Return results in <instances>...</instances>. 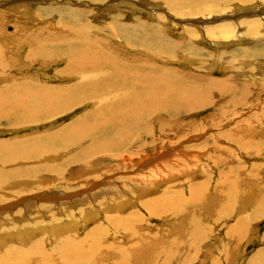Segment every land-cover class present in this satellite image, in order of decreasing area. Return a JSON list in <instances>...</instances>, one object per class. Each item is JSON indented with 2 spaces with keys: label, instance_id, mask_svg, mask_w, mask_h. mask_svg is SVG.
<instances>
[{
  "label": "bare ground",
  "instance_id": "bare-ground-1",
  "mask_svg": "<svg viewBox=\"0 0 264 264\" xmlns=\"http://www.w3.org/2000/svg\"><path fill=\"white\" fill-rule=\"evenodd\" d=\"M225 2L227 4H229V2L235 3L226 6ZM70 3L72 4V2ZM87 3H89V1H87ZM176 4L172 6V8L170 7L172 12H175L176 15H180L181 17L188 16L190 20H192L191 18L194 19L195 17L200 16L199 20L194 21L195 25L184 27V30L189 36V42H192L193 44H195V41L197 40L201 41L204 37L209 40L211 44L224 48H229L231 47L230 45L238 44L236 42L241 41V43H243L244 40L248 38L251 42L254 41L257 43L264 40V0H194V2L191 3L186 0H179ZM97 5L98 4H96V6ZM257 5L259 7H257ZM181 6H183V9L180 10ZM12 10L13 7L8 9L9 12H12ZM17 12L19 11L17 10ZM23 13L28 15L26 11H23ZM89 14L91 15V13ZM86 15L87 14H83L82 17H85ZM93 16L91 15V17ZM196 22H201L203 26ZM114 30L115 26L110 28V31L115 35L116 32ZM145 30L148 33L142 34V36L130 34L117 38H104L100 34L98 28L93 27L92 30L88 31L84 28L83 24L75 34H72V37L70 36L71 38L68 36V39H71L70 41L67 40L68 42L60 44L62 48L57 47L58 44H48L51 40H54L51 36L43 35V37L38 35L35 37L36 39L41 38V40L37 47L33 49L36 51V54H33L31 51L27 56L29 61L37 62L39 58H43V60L48 61L49 63L43 62L42 67H49V65H55L57 63L58 56L61 54V59L63 62L65 61V69L61 71V74L69 77L72 76L75 81L71 85H56L53 87L43 85V83L27 77L13 82L10 85H5V89L0 92V120L7 121L13 125L17 124V126L14 127L16 130L22 129L23 127L32 128L39 126V124L42 122L44 123V121L55 122L54 120L58 116H61V114H72L80 107L86 106L88 103H95V100L98 98L109 94H118L121 97V100L122 98H126L124 99L125 101L119 100L120 103L115 101V103L118 104H116L117 106L114 108L116 113H110L107 115L103 114L105 117H103L100 111H92L83 114L75 118L70 124L61 126L55 131H50L39 137L35 136L34 138H30L27 140L30 143L27 146H25L27 142L25 139L22 141H25V144L22 145V147H17L15 142L0 143V166L15 162H25L26 160L40 161L47 157L52 159L54 157L53 155L63 152L60 150L69 147L71 148L69 150L75 149V153L68 155V165L74 166V164H78V171L73 172L70 168L66 170L67 175L70 174L69 179L72 181L73 177L77 175L80 176L84 172L86 173L87 168L92 167L91 163L96 158H99L98 160L111 159L117 162L122 161L124 162L123 167L125 169L129 168L131 170L132 168V170H140L139 173H141V175L136 179L137 181H135L138 182V185L142 188L140 187V191L137 190L135 186L131 188V191H134L137 198L153 196L151 194L156 192V189L159 187L157 185L166 183V181L172 184L165 186V190L162 192L161 197L147 200V202L141 201L139 205L144 208L149 219L152 217L166 219L169 214L179 215L182 214V212H186L182 225L176 227L177 237L169 239L168 233L145 232L140 237H143L146 242L145 244H148V241L153 242L151 245L144 244L134 246L129 240V244L126 247H120L114 242L111 244L110 241V244L105 245V240H110L112 234L100 225L95 226V228L87 232V239H81L78 235L76 236L73 234L75 231L70 232L73 229H76L73 228V226L48 223L50 224L53 234H59L55 239L57 242L59 241V246L56 252H51L43 240L30 241L29 237L25 239V241L19 243L6 244L4 243V240H6L7 236L9 237V235H7L3 236V240L0 242V264H100V262H103L102 259L104 256H106V260H108L109 264H170V256L168 258L166 253L170 248L183 249V247L186 246L188 248L191 245V241L187 239L185 235L191 237L196 235L199 236L200 232L208 231L211 227L208 226L209 223H207L206 219L218 223L219 220L222 221L220 216L221 211L224 213V217L228 218L231 213H233L235 206L238 208L239 201L235 200V198L239 193L242 194V190L240 187H236V184L239 185V183H241V179L243 178L241 175L244 174V172L238 164V161L233 163V161L224 160V154L222 153L224 152L227 156L229 154L226 152L227 150L224 151L225 149L221 150L220 148H216L215 150L217 154L219 151L221 152V155H218V157L222 165L218 171L219 174L220 172L223 174V177L221 176V178L224 181L226 180V182H229L228 185L234 186V189L231 188L230 191H223L221 193L219 204H212L215 205V207H212L209 206L206 196L204 195V187L208 181L206 176H203V180L199 181V184L191 187L189 197L186 199L182 197V191L173 189L175 184L171 180L172 178H175V174L180 173L181 169H188L189 165L191 171L198 172V166L194 159H191L192 161L189 160L186 157V154H184L185 152L183 153L181 149H179V151L177 147H175V149H177L176 155L173 156L174 152L172 151H175L174 148L165 149L164 145H160L161 154L152 155L156 157V159H153L151 155L146 154L150 150L154 151L158 144H152V141L151 144H146V146L143 144L139 146V140L136 141V138L134 139V137L152 132L158 142H162V140L168 141V135L172 133V124H174L175 127H178V124L176 125L172 119L178 117L181 111L187 112L198 105L202 106L207 103V101L211 100V96L215 97L214 95L218 96L217 98L220 99L221 103H227V101H230L231 104L233 102L236 105V102H238V100L236 101L238 95H235L237 90L242 92L241 96L245 95L247 98V95L250 92V82L253 84V82H256L255 80H257L262 83L259 84V86H264V61H262L264 60V49L261 54H259L260 60L258 61L256 59L257 57L255 58L253 55H243V58H245L243 63L241 62L242 60H238L237 58H232L234 59L233 61L231 59V65L226 63L225 60L222 61V64L226 65L230 71L233 70V74L236 73L241 75L240 72L245 71V73H242V75H244V79L242 80L236 81V78L234 77L225 80L201 77V79H196L195 81L194 79L187 78L186 81L180 78L179 72L175 70L161 68L159 71L156 68H160L155 66L153 68H148L145 66L148 61L141 62V67H138L141 64H138V66L135 65V67H138L135 68L133 64L124 61L122 57H115L117 53L111 51L112 43H110V39L113 38H115L113 39L114 42H122L131 48L136 47L137 50L141 51L142 55L145 53L150 59L159 60L160 62L162 60L166 63L171 59L176 58L178 52L176 49H179L178 47L182 45L179 41L178 43H175L169 39H162L160 35L162 31H160L158 27L152 29L150 26H147ZM157 35L160 36L156 37ZM257 43L254 44L257 45ZM190 47L192 50L194 47L196 48V45L189 46V48ZM143 48H147V50L150 48L153 50V54L145 49V51H142ZM197 51H200V48H198ZM180 58L181 60L188 59L192 61L184 55H181ZM203 59L197 58L195 61L193 60L195 69L208 68L210 72H212L211 70L216 68L215 65L217 63L214 60V57L212 61L207 58L205 63H203ZM183 61L185 62V60ZM222 64L220 63V65ZM252 65H257L258 68L263 70L262 73L253 77L254 70ZM108 71L111 72L110 79L107 82L101 81L99 77L106 76ZM82 78H86V81L78 83V80ZM203 85H207L206 87L208 88L203 87ZM255 86L256 85L253 84V91H256ZM222 95L226 98H222ZM216 101L219 100H215V102ZM240 103H242V101ZM109 105H107L106 108ZM232 105L231 107H233ZM111 109L112 108H109L108 113ZM221 112L223 113L222 110ZM154 116H162L159 119V121L162 120V123L160 124L162 126L151 127L149 125V121L152 120V117ZM166 123L170 124L165 125ZM263 123L264 121H261L260 125H263ZM174 126L173 128L175 129ZM248 134L251 137L256 138L254 130H250ZM253 141L254 139L250 140V142ZM235 148L244 159L248 158L245 157L244 153H247L251 149L250 146L244 147V153L241 151L239 145H236ZM101 153H107L106 158L96 156ZM59 163L58 169L55 170L49 166H44L42 169L36 171L23 169L17 172H8L5 176L0 174V194L5 195V197H0V213H6V211L12 209L15 204L27 205L29 202L32 204V201H45L42 202L41 207L48 212H50L53 207V202L51 201H54L55 203L60 202L59 209L65 211L61 215L69 214L74 208H79V210L82 208L85 209V207L88 206V203L84 202L82 204L84 198H77L76 201L70 203L73 200L71 197L79 194L78 190L80 188L76 193H70L68 191L73 189V187L76 188L78 185L72 186L65 183L67 185L62 186L63 181H65V176H63L65 174H62V171L66 166L61 162ZM174 166L177 168L179 167V169L175 168L177 171H175V169L173 170ZM101 169H103V171L107 170L105 168ZM260 169L261 168L259 167L253 166L247 176L248 180L251 179V182L253 180L255 184L260 186L257 191L262 194L263 198L261 197L262 199L259 201V210L263 213L264 180L258 176ZM234 170L236 173L233 175L231 172ZM142 172L145 174H142ZM99 176L87 179V182L83 184L84 187L93 189L101 182H95L100 178ZM63 178L64 180H62ZM101 178L104 179V181L107 180L104 176L102 177V175ZM56 181H59L57 185L61 188H55ZM251 182L250 185L253 186L254 183ZM244 183H249V181ZM220 184L221 182H218L217 187L222 186ZM16 186L19 187L15 188ZM53 186H55L54 189ZM249 186L248 188L250 189ZM62 188L66 192L61 190ZM32 190H41L42 192L31 196L29 193L32 192ZM243 190L245 192V189ZM51 191L55 192L56 195H53ZM257 191L254 189V193L251 190L249 194L251 195V192H253L256 199ZM91 196L96 202L103 198L99 197L97 191L92 192ZM244 197L239 198L244 199ZM232 198L235 200L233 204ZM121 199V197L118 198L119 201ZM125 201L126 200L121 201L122 203L120 204L116 202L114 205H118L114 206L112 200L111 203L108 202L109 205H112L106 207L108 208V211L115 213L112 215L108 214L106 218L107 221L104 219L105 223L113 233L118 235L119 232L122 231L133 232V226L137 225L134 221H139V215L134 210H130V213H116L122 210H127L126 208L128 206ZM244 201H246V199ZM37 202L35 203L36 205ZM58 214L59 213L52 214L54 220L59 217ZM200 219L203 221L200 222ZM6 220L8 219L6 218ZM235 220L238 221V223L228 231V236L233 240L238 231L241 232L240 236L246 234L249 228L248 225L252 222L249 219L240 216H235ZM0 221L3 222L1 219ZM156 222H158L157 219L155 220V223ZM7 225H10V223ZM144 225L145 224H143L144 230H152L148 225ZM191 225L193 228H191ZM171 236H174V232H171ZM123 237L126 238V234H123ZM156 238H158L157 241ZM32 239H34V237H32ZM160 253H165L166 258L160 259Z\"/></svg>",
  "mask_w": 264,
  "mask_h": 264
},
{
  "label": "rangeland",
  "instance_id": "rangeland-1",
  "mask_svg": "<svg viewBox=\"0 0 264 264\" xmlns=\"http://www.w3.org/2000/svg\"><path fill=\"white\" fill-rule=\"evenodd\" d=\"M69 1L72 2V4ZM87 1H89V3H87ZM178 1L179 0H93L92 2V0H0V92L5 89V85H10L13 82L27 77L30 79H34L37 82L39 81L43 83V85L53 87H55L56 85H71L75 81L74 78L72 76L69 77L67 75L61 74V71L65 69V61L63 62V60L61 59V54L58 56V60L56 61L57 63L55 65H49V67H42L43 62L49 63L48 61L43 60V58H39L37 62H30L27 56L31 51L33 52V54H36V51H34L33 49L36 48L40 43L41 38H35L38 35L51 36L52 38H54V40H51L48 44H58L57 47L62 48L60 44L70 41L71 39H68V36L69 38H71L72 34H75V32L78 31L79 27L83 24L84 28L88 31L92 30L93 27L98 28L100 34L104 38H117L130 34L142 36V34L148 33L145 30L147 26H150L152 29H156V27H158L160 31H162L160 33L162 39H169L170 41H173L175 43H178L179 41L183 45L179 46V49H176V51H178L176 58H173L169 62L165 63V61L162 60L160 62L159 60H154L152 58L150 59L145 53L142 55L141 51L137 50L136 47L131 48L126 46V44H123L122 42H114L113 39L115 38L110 39V43H112L111 51L113 53H117L115 57H122L124 61L133 64L134 67L135 65L138 66V64H141L138 66L141 67L143 62L148 61L145 64V66H147L148 68H153L155 66L160 68H156L159 71L161 70V68L175 70L179 72L180 78L186 81L187 78L194 79L195 81L196 79H201V77L213 79L215 78L218 80H225L234 77L236 78V81L244 79V75H242V73H245V71L240 72L241 75L236 73L233 74V70L230 71L226 65L222 64V61L225 60L226 63L231 65V59L237 58L238 60H242L241 62L243 63V61L245 60V58H243V55H253L255 58L257 57L256 59L258 61L260 60L259 54H261L264 49V40L262 42H258L260 43L258 44L254 41L251 42V40L248 38L245 40L243 39V43H241V41L236 42L238 44L230 45L231 47L229 48H224L219 46L217 47L214 44H211V42L204 37L201 39V41L197 40L195 41V44H193L192 42H189V36L184 30V27L195 25L194 21L199 20L200 16L195 17L194 19L191 18L192 20H190L188 16L181 17L180 15H176L175 12H172L170 7L172 8V6H174ZM186 1L190 3L194 2V0ZM233 3L235 2H229L230 5ZM96 4L98 5L96 6ZM229 4L226 3V6ZM11 7H13V10L12 12H9L8 9H10ZM257 7L259 6L257 5ZM181 9H183V6H181L180 10ZM17 10L19 12H17ZM23 11H26L28 15L24 14ZM89 13L94 16L91 17ZM83 14L87 15L85 17H82ZM197 24L203 26L201 22ZM113 26H115V35L110 31V28ZM160 35H157L156 37ZM55 40L57 43L55 42ZM254 43H257V45H255ZM191 44L193 46L196 45V48L194 47L191 50V47L189 48V46H192ZM198 48H200V51H197ZM144 49L153 54V50H151L150 48H148L149 50H147V48H143L142 51H145ZM181 55L190 58L192 61L183 59L185 60L184 62L180 58ZM206 57L211 59V61L214 57V60L217 62L215 65L216 68L214 70H211L212 72H210L208 68L195 69V66L193 65L194 61L197 58H205L203 59V63H205L207 61ZM234 59H232V61ZM174 61H176L177 63ZM219 61L223 66L220 65ZM220 66H222L223 68ZM252 66L254 70L253 77L262 73L263 70L258 68L257 65ZM110 77L111 72L108 71V74L106 76H100L99 79L103 82H107ZM84 81H86V78L78 80V83ZM255 81L256 82H253V84L256 85V91H253L254 87L250 82V92L248 93V95H250H247V98L245 95L241 96V91H236L235 95H238V98H235L236 101L238 100V102H236V105L233 102L232 105L230 101H227V103H221L220 99L217 98L218 96L214 95L215 97L211 96V100L207 101V103L202 106L198 105L197 107L187 112L181 111L178 117L172 119V121L176 123V125L178 124V127H175L174 124H172L175 129L173 128V126H171L172 133L168 135V141L162 140V142H158L156 140L157 138L153 136L152 132L134 137V139L136 138V141L139 140V146L142 144L146 146V144H151L152 141V144H158V146L155 147L156 149L154 151L150 150L151 152L148 151L146 155L152 156L154 154H161V146L164 145L165 149L174 148L175 151H172L174 152L173 156L176 155L177 149H175V147H177L178 150L181 149L183 153L185 152L184 154H186V157L189 160L194 159V161H196L195 163L198 166V172H193V170L191 171V167H189L188 165V169H181L180 173L175 174V178H172L171 180L175 184L173 186V189L182 191V197H184L185 199L189 197L191 187L199 184V181L203 180V176H206V178L208 179L204 187V195L206 196L209 206L215 207V205L212 204H219L221 200V193L223 191H230L231 188L234 189V186L228 185L229 182H226V180L224 181L221 178V176L223 177V174H221V172V175L219 174L218 169L221 168L222 164L219 161L220 159L218 155H221V152L219 151L217 154V152H215L216 148H220L221 150L225 149L224 151L227 150L226 152L229 153L227 156L224 152L222 153L224 154V160H228L231 162L233 161V163L238 161V164L241 166V169L244 172V174L241 175V177H243L241 179V183H239V185L236 184V187L241 188V193L243 194L242 196V194L239 193L235 198V200L239 201L238 208H236L235 206L233 213H231L228 218H225L224 213H222L221 211L220 216L222 218V221L219 220L218 223L208 221L206 219L207 223H209L208 226L211 227L208 231L200 232L199 236H193L191 234L193 236L191 237L189 235H185V237L191 241V245L188 248L185 246L183 247V249L170 248L169 251L166 252L168 258L170 256V264H264V210L263 213L259 210V201H261L263 196L262 194L258 193L259 191H257L260 186L258 184H255L253 180L252 182L251 179L248 180L247 176L251 168L255 166L261 168L258 172V176L263 178L264 180V123L263 125H260V122L264 121V86H259V84L262 83L257 80ZM206 86L207 85H203V87L208 88ZM118 96V94L113 93L98 98L97 100H95V103H88L86 106L80 107L72 114H61V116H58L54 120L55 122L44 121V123L46 122L45 124L42 122L37 127H23L22 129L16 130L14 127L17 126V124L13 125L12 123H8L7 121L0 120V143L15 142V145L17 147H22V145L25 144V141L22 142L23 139L27 141L30 138H34L35 136L39 137L40 135H43L50 131H55L61 126L70 124L75 118L83 114L90 113L92 111H100L102 115L116 113L114 108L118 104L115 103V101L120 103L119 100H121V97ZM222 98L225 99L226 97L222 95ZM124 99L122 98L121 101H125ZM215 100L219 101L215 102ZM239 101H242V103H240ZM106 104L110 105L106 108ZM212 105H215L216 107ZM231 105L234 108L231 107ZM225 106H228L229 108ZM200 107L202 110L200 109ZM109 108L112 109L108 113ZM220 109L223 111V113ZM103 117L105 116L103 115ZM161 117L162 116L152 117V120L149 121V125L151 127L162 126L160 125L162 123V120L159 121ZM169 124L170 123H166L165 125ZM250 130L255 131L256 138H253L248 134ZM139 137L141 138V140ZM251 139H254V141L250 142ZM29 144L30 143L27 141L25 146ZM236 145L240 146L241 151H243L245 146L251 147V149L247 153H244L243 151L245 157H248L247 159H244L238 153V151H236ZM69 149L71 148L68 147L64 150H60L63 152H59L58 154H56L57 156L53 155L54 157L52 159L50 157H47L44 160L40 161L26 160L25 162H15L7 164L5 166H0V174L5 176V174L8 172H17L23 169L36 171L42 169L44 166H49L53 170H55L58 169L60 164L59 162H61L64 166H66V168L62 171V174H65L63 175L65 176V181H63L62 186L67 184L72 186L78 185L76 186V188L73 187V189L68 191L70 193H76V191L80 188L78 190L79 194L72 196L71 198H73V200H70V203L76 201L77 198H84V200H82V204L86 202L88 203V206L85 207V209H83L81 206L82 211L79 210V208H74L73 210L71 209L72 211L69 214L61 215L65 211L59 209L60 202L55 203L54 201H51L53 202V207L50 212L41 207L42 202L45 201H32V204L27 201L29 202L27 205L15 204L13 208L7 210L6 213H0V219L3 221H0V223L3 224H0V242L3 240V236L7 235H9L10 238L7 236L6 240H4V243L6 244L19 243L25 241V239L29 237L30 241L43 240V242L51 252H56L59 246V241L57 242L55 239L59 234L57 233L54 235L50 227V224L55 223L63 226H73V228L76 229H73L70 232L75 231L73 234H75L76 236L78 235L81 239H87V232L95 228V226L100 225L102 228H104L106 231H110L112 234V238L110 240H105V245H108L110 243L113 244L114 242L120 247H126L129 244V240L134 246L144 245L146 242L143 237L140 236L145 232H157L164 234L168 233L169 239L177 237L176 227L182 225L186 212H182V214L179 215L169 214L166 219L158 217H152L151 219H149L144 208L140 207L141 205H139L141 201L147 202V200L161 197L162 192L165 190V186H168L170 184L169 182L166 181V183L157 185L160 188L158 187L156 189V192H153L151 194L153 196H144L137 198L134 191H131V188L135 186L137 190H141V186L138 185V182H136V179H138V177L141 175V173H139L140 170H132L131 168V171L129 168L125 169L123 167L124 162H117L111 160L110 158H108L110 160H98L99 158L94 159L91 163L93 168L88 167L86 173L82 172L84 175H77L78 177H73L71 181L69 179L70 174L67 175L66 170L70 168L73 172H76L78 171V164H74V166L76 165L75 167L73 165H68V155H72L73 153H75V149ZM106 154L107 153H101L96 156L106 158ZM152 157L153 159H156V157ZM101 168H105L107 170L103 171V169ZM175 168L177 167L174 166L173 170ZM177 169H179V167ZM175 171L177 170L175 169ZM100 173L102 177L104 176L107 180L104 181V179L101 178ZM231 173L234 175V173L236 172L234 170ZM142 174L145 173L142 172ZM95 176L100 177L95 181H101L99 183L100 185H96L93 189L84 187L83 184L87 182V179ZM62 180H64V178ZM247 181H249V183L245 184L244 182ZM58 182L59 181H56V184L54 183L56 187L53 186V189L54 187L61 188L57 185ZM218 182H221L220 185L222 186H219L220 188L217 187ZM250 182L254 183L253 186H256L253 187L252 185H250ZM248 186L250 187V189L248 188ZM18 187L19 186H16L15 188ZM243 189H245V192ZM254 189L257 191L256 199L254 197L255 194H253ZM41 190H32L29 195L33 196L40 194L42 192ZM61 190L64 189L62 188ZM251 190L253 192H251L250 195L249 193ZM94 191H97L99 197L103 198L99 199V201L97 202L93 200L91 193ZM51 193L53 195H56V193L53 191H51ZM238 196L242 198L244 196H247L249 199L247 197H244V199H242ZM0 197H5V195L0 194ZM120 197L122 199L119 201L118 198ZM245 199L246 201H244ZM112 200L113 205L116 202L120 204L123 200H126L125 202H127V210H122L116 213H128L130 210H134L139 215V221H134L137 225L133 226V232L122 231L119 232L118 235L113 233V231L108 228V225H106L105 220L108 214L112 215L115 213L112 211H108V208H106L112 205H109ZM235 200L234 198H232V204L233 202H235ZM36 202L37 205L35 204ZM55 213H59V217L54 220L52 214ZM235 216L244 217L252 221L248 225L249 228L246 234L240 236L241 232L238 231V233L234 237L237 240H233L228 236L229 229L238 223V221L235 220ZM6 218L8 220H6ZM156 219L158 222L155 223ZM202 221L203 220L200 219V222ZM9 223L10 225H7ZM143 224H145L146 226L148 225L152 228V230H144ZM191 228H193L192 225ZM171 232H174V236H171ZM123 234H126V238L123 237ZM32 237H34V239H32ZM157 240L158 238H156V241ZM152 243L153 242L148 241L149 245H151ZM142 248L145 249L144 247ZM96 256L98 257L97 254ZM159 258H166L165 253H160ZM102 260L103 262H100V264H109L108 260H106V256H104Z\"/></svg>",
  "mask_w": 264,
  "mask_h": 264
}]
</instances>
